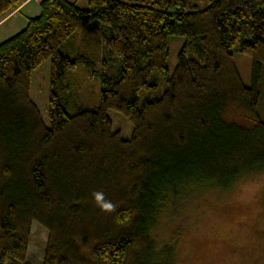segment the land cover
<instances>
[{"label":"trees","instance_id":"trees-1","mask_svg":"<svg viewBox=\"0 0 264 264\" xmlns=\"http://www.w3.org/2000/svg\"><path fill=\"white\" fill-rule=\"evenodd\" d=\"M25 1L0 0V22ZM40 8L0 43V264H31L33 223L48 233L42 264H160L152 233L166 202L264 170V0H87L86 8L41 0ZM95 20L109 31L100 104L71 113L79 90L71 74L87 62L71 39ZM171 35L186 41L169 75ZM235 50L252 59L250 87ZM47 60L50 127L31 98L33 71ZM111 110L132 123L130 139L114 131ZM95 191L113 213L95 206Z\"/></svg>","mask_w":264,"mask_h":264},{"label":"rangeland","instance_id":"rangeland-1","mask_svg":"<svg viewBox=\"0 0 264 264\" xmlns=\"http://www.w3.org/2000/svg\"><path fill=\"white\" fill-rule=\"evenodd\" d=\"M38 1L34 2L35 5ZM69 1L81 8L87 7V0ZM35 5L30 7L35 8ZM26 12L18 17L24 19ZM14 21L7 26L12 27ZM15 29V32L20 30L18 27ZM4 33L5 27L0 30V42L5 40H2L5 38ZM108 35V28L95 20L71 39V44L87 58V62L79 63L71 74L79 89L71 113L80 109L95 110L100 104L101 56L104 38ZM97 40L101 42L97 43ZM185 41L186 37L180 35L168 38L169 75L175 69L178 53ZM234 62L244 85L252 86V59L235 50ZM50 69L51 61L47 60L33 71L31 80V98L47 127H50ZM259 89L261 100L258 113L264 121V71ZM164 90L165 84L162 81L157 96H161ZM146 97L147 94L143 92L141 104ZM108 115L114 131H119L124 139H130L132 123L120 112L111 110ZM152 236L155 243L154 256L160 264H264V170L240 178L225 190L205 185L181 200L166 202ZM47 239V231L33 223L28 247L29 263L42 264Z\"/></svg>","mask_w":264,"mask_h":264},{"label":"crops","instance_id":"crops-1","mask_svg":"<svg viewBox=\"0 0 264 264\" xmlns=\"http://www.w3.org/2000/svg\"><path fill=\"white\" fill-rule=\"evenodd\" d=\"M35 1L36 0H26L17 10L12 12L10 15H8L5 19H3L0 22V30H3V28L5 27V33H4L5 38H3L2 40L5 39L4 41H6L9 38L13 37L14 35L18 34L19 32H21L22 30H24L27 26L29 19L36 18L41 14V8H40V1L41 0H39L36 3V5L34 3ZM32 4H34L36 7L35 8L30 7V6H32ZM25 11H27L25 13L27 16H25L24 19H20L18 16L20 14L23 15V12H25ZM12 21H14V23H13L12 27H11V25H9L11 27V29H10L9 26H7V25L10 24ZM16 22H18V26H16ZM15 27H18V29H20V30L15 32L16 31ZM7 28H9L10 30L7 31ZM7 33H9V34H7ZM0 43H2V42H0Z\"/></svg>","mask_w":264,"mask_h":264},{"label":"clouds","instance_id":"clouds-1","mask_svg":"<svg viewBox=\"0 0 264 264\" xmlns=\"http://www.w3.org/2000/svg\"><path fill=\"white\" fill-rule=\"evenodd\" d=\"M93 202L101 212L105 214H111L115 211L116 205L110 200L106 199L105 195L101 191H95L92 193Z\"/></svg>","mask_w":264,"mask_h":264}]
</instances>
